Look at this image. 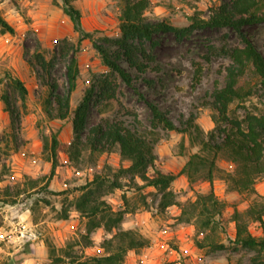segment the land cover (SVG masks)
Returning a JSON list of instances; mask_svg holds the SVG:
<instances>
[{"label":"rangeland","instance_id":"obj_1","mask_svg":"<svg viewBox=\"0 0 264 264\" xmlns=\"http://www.w3.org/2000/svg\"><path fill=\"white\" fill-rule=\"evenodd\" d=\"M150 1L146 10L149 20H165L183 27L191 23L192 16L208 19L215 7L230 0ZM72 3L81 11L84 28L96 30V37L108 35L115 38L120 35L122 0H72ZM0 15L15 29L14 33H4L0 27V78L6 72L18 76L25 82L29 92L27 110L22 114L20 126L16 130L12 128L9 114L1 100L5 82L0 84V226L4 225L7 230L13 228L11 223L3 222L2 214L7 211L1 207L8 208L17 202L19 206L16 216H12L13 221L25 220L30 226L24 237L16 234L11 239L0 240V264H56L53 258L57 257L63 258L61 264H85L87 257L106 253L103 242L111 234L103 228L88 232L86 219L70 204L80 195L76 189L97 174H110V167L115 171L120 166L130 164L128 160L121 159L117 147L109 152L92 153L87 145L88 130L105 119H119L141 130H153L151 110L133 87L119 79L116 99H102L91 106L87 128L82 133L83 151L78 161L72 163L67 150L74 139L73 114L70 113L65 119L48 117L44 101L49 95L46 84L49 75L44 77L41 69L30 62L37 48L50 58L59 39H77L78 33L63 10V1L0 0ZM244 30L264 56V22L247 25ZM157 41L153 49L156 56L153 69L138 73L127 63L123 65L133 74V83L138 91L167 112L178 127H183L192 118L208 139L218 118L211 106V94L226 84L227 69L233 64L222 48L244 46V41L229 27L209 26L196 29L182 39H177L171 32L162 33ZM79 66L77 87L71 95V112L81 102L94 76L107 70L100 54L88 39L82 43ZM52 75L58 82L59 92L65 93L68 82L64 59L56 61ZM240 84L246 89L251 87L253 92L245 100L230 105L228 113L232 119H242L248 112L261 113L264 108V88L256 76L249 71L240 79ZM154 133L157 134L153 137L158 139L155 147L156 166L163 171L179 172L192 154L201 152L200 139L195 134L161 128L154 130ZM53 135L60 142L59 164L50 178L51 161L48 156ZM223 137L219 131H215V140L219 141ZM217 166L214 191L225 208L222 215L223 229H218L212 235L226 248L216 251H211L210 247L199 248L195 240L201 235H197L194 224L178 221L177 217L181 213L178 205L161 212V194L151 187L139 189L137 185L143 184L139 177L132 179L131 176H125L122 178L124 189L115 190L103 198L115 210H126L124 222H128L135 213L141 214L145 210L158 215L155 224L157 233L153 232L152 226H145L144 222L141 225L134 224L133 229L147 238L149 243L145 248L129 251L126 263L255 264L253 258L257 253L254 250L236 248L232 242L236 233L234 213L238 211L243 214L244 220L249 221L252 234L262 235L259 223L250 221L247 211L257 203L264 207V178L256 180V193H241L233 190L228 180L227 174L234 171L235 164L225 153L219 154ZM149 173L153 174V170L150 169ZM183 176L185 178L179 176L172 185L180 203L195 200L199 192L210 191L209 182H195L191 187L187 176ZM14 199L15 203L4 202ZM64 210L70 214L68 219L60 218ZM48 244L55 247L53 257L49 256Z\"/></svg>","mask_w":264,"mask_h":264},{"label":"trees","instance_id":"obj_2","mask_svg":"<svg viewBox=\"0 0 264 264\" xmlns=\"http://www.w3.org/2000/svg\"><path fill=\"white\" fill-rule=\"evenodd\" d=\"M63 10L73 23L78 33L77 39L72 41L62 37L56 42V50L48 58L44 51L37 48L30 59L31 65L39 67L44 77L49 75L47 85L49 95L44 101V109L51 119H65L73 114L74 139L67 150L68 158L73 163L78 161L83 151L82 133L87 128V117L91 106L100 100L117 98L119 92V79L133 87L138 95L144 99L151 110V125L153 130H141L138 126L127 125L119 119H105L103 122L89 128L87 145L92 153L109 152L117 147L121 159L128 160V166H120L110 174H97L86 184L76 190L80 192L71 206L86 219L88 232L103 228L111 234L103 242L104 255L87 257L85 264H128L125 258L129 251L139 250L148 246V239L134 229H124L122 224L126 210H115L111 203L103 197L115 190L124 189L122 178L139 177L143 184L137 185L139 189L154 188L161 194L159 210L165 211L172 205H178L181 213L177 217L180 223L194 224L197 230L195 243L199 248L210 247L211 251L226 248L224 243L215 240L212 234L223 229L222 215L225 204L217 197L214 191V179L218 170L217 158L225 153L227 158L235 164L233 172L227 174L232 189L238 192L249 191L256 193L255 182L264 178V108L261 113L248 112L242 118L229 117L230 105L235 101H243L253 92L240 84V79L252 72L264 88V56L247 36L244 28L247 25L264 22V0H230L215 7L208 19L191 17L187 26H175L169 21H151L146 16V10L151 4L150 0H122V9L119 15L120 35L96 37V30L88 31L82 23L81 11L72 3V0H62ZM209 26L214 28L229 27L233 29L244 41V46L223 47L224 53L232 59L233 64L227 69V81L223 87L216 88L211 94L212 108L217 112L216 127L204 136V131L189 119L183 127H178L169 117L168 113L154 102L146 99L133 83V74L123 65L127 63L138 73L153 69L156 56L153 52L157 44V37L162 33L171 32L177 39L191 34L196 29ZM2 32L14 33L15 29L0 15ZM88 39L95 50L100 54L106 72L95 75L92 83L86 89L84 96L74 111L71 112V95L77 87L80 76L79 57L82 43ZM59 59L66 63V76L68 88L65 93L59 92V85L52 70ZM5 82V89L1 100L5 104V111L9 114L11 126L18 129L22 114L26 112L28 88L18 76L6 72L0 78V84ZM20 107H19V105ZM56 105V106H55ZM135 118L138 119L135 113ZM137 122H139L137 120ZM225 123L226 125H223ZM177 131L188 133L200 139L201 152L190 156L179 172L163 171L156 166L157 154L155 147L158 139L153 137L154 130ZM215 131L224 137L215 140ZM156 132V131H155ZM45 139H47L45 137ZM48 140V139H47ZM59 140L56 135L51 137L48 160L51 161L50 178L56 172L59 164ZM47 146L48 143L46 142ZM153 170V174L149 170ZM186 175L191 187L192 183L209 182L208 193H197L193 201L182 204L177 201V194L172 184L179 176ZM18 194H21L20 192ZM126 201V196L123 195ZM5 203H15L14 200H5ZM250 221L259 223L262 235L256 236L249 229V221L244 220L243 214L235 211L234 221L236 233L233 244L236 248L254 250L257 255L253 258L255 264H264V207L255 204L247 211ZM67 210L61 212L60 218L68 219ZM226 231V230H225ZM86 238H89L86 236ZM90 242V241H89ZM49 256L53 257L55 247L48 244ZM56 264H61L63 258H53Z\"/></svg>","mask_w":264,"mask_h":264},{"label":"crops","instance_id":"obj_3","mask_svg":"<svg viewBox=\"0 0 264 264\" xmlns=\"http://www.w3.org/2000/svg\"><path fill=\"white\" fill-rule=\"evenodd\" d=\"M182 177L185 178L183 175H182ZM6 205H8V204H6ZM18 206H19V203L17 202L15 204L10 205V207H8V208L1 207L3 210L7 211V213H3L2 214V216L4 218V220H3L4 223L8 222V223H11L12 225H14L15 221H13L14 218H12V216L13 217L16 216V214H17L16 210H17ZM10 212L12 213V215H10ZM128 215H130V213ZM157 218H158V215L155 216V215H153V213L151 211L145 210L141 214L140 213H135L131 218L128 219V222L127 221L123 222V226H124L125 229H130V228L133 229L134 228V224L135 225H141L142 222H144L146 224L145 226H147V225H149L150 227L152 226L151 229L153 230V232H156V225L155 224H156V219ZM144 229H146V228H144ZM6 230L7 229L4 228V225L0 226V232L5 233ZM142 232L144 233L143 230H142ZM32 245H33V243H32ZM147 249H150V248H147Z\"/></svg>","mask_w":264,"mask_h":264},{"label":"built area","instance_id":"obj_4","mask_svg":"<svg viewBox=\"0 0 264 264\" xmlns=\"http://www.w3.org/2000/svg\"><path fill=\"white\" fill-rule=\"evenodd\" d=\"M12 229L6 230L5 233L0 232V240L10 239L16 237L15 235L24 237L26 233L30 230L29 224L25 220H18L12 225Z\"/></svg>","mask_w":264,"mask_h":264}]
</instances>
